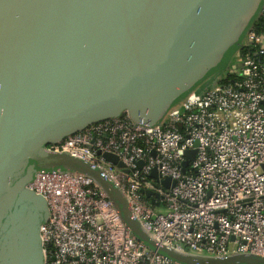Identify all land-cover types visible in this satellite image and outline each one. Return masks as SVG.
I'll use <instances>...</instances> for the list:
<instances>
[{
  "label": "water",
  "instance_id": "1",
  "mask_svg": "<svg viewBox=\"0 0 264 264\" xmlns=\"http://www.w3.org/2000/svg\"><path fill=\"white\" fill-rule=\"evenodd\" d=\"M263 8L264 0H0V264H46L40 231L49 209L29 185L51 171L89 177L133 238L172 263L264 264L255 254L195 255L157 243L99 168L47 149L123 115L162 124L229 69ZM187 153L182 171L194 158Z\"/></svg>",
  "mask_w": 264,
  "mask_h": 264
},
{
  "label": "built area",
  "instance_id": "2",
  "mask_svg": "<svg viewBox=\"0 0 264 264\" xmlns=\"http://www.w3.org/2000/svg\"><path fill=\"white\" fill-rule=\"evenodd\" d=\"M245 46L255 47L254 55L240 49L214 85L186 95L162 124H133L123 115L47 149L99 168L161 245L195 255L264 257V33L252 28ZM104 153L123 167L107 162ZM29 188L49 209L40 231L46 264H175L133 238L89 177L41 172ZM146 191L152 192L148 198Z\"/></svg>",
  "mask_w": 264,
  "mask_h": 264
},
{
  "label": "trees",
  "instance_id": "3",
  "mask_svg": "<svg viewBox=\"0 0 264 264\" xmlns=\"http://www.w3.org/2000/svg\"><path fill=\"white\" fill-rule=\"evenodd\" d=\"M253 28H254V30L256 31L257 34L264 33V15L262 17H260L253 24ZM240 53L242 55H246V54L254 55V53H255V47L245 46V47L242 48V50L240 51ZM261 62L264 63V57H261Z\"/></svg>",
  "mask_w": 264,
  "mask_h": 264
},
{
  "label": "rangeland",
  "instance_id": "4",
  "mask_svg": "<svg viewBox=\"0 0 264 264\" xmlns=\"http://www.w3.org/2000/svg\"><path fill=\"white\" fill-rule=\"evenodd\" d=\"M187 152H191V151H187ZM187 152H186V153H187ZM195 154H196V150H193V153H187V156H188L189 158H191V157H194ZM158 210H160V209H158ZM165 211H166L165 208L161 209V212H162V213H165Z\"/></svg>",
  "mask_w": 264,
  "mask_h": 264
}]
</instances>
